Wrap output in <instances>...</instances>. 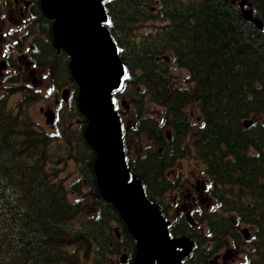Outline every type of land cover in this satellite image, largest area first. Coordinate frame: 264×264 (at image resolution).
<instances>
[{"label": "trees", "instance_id": "obj_1", "mask_svg": "<svg viewBox=\"0 0 264 264\" xmlns=\"http://www.w3.org/2000/svg\"><path fill=\"white\" fill-rule=\"evenodd\" d=\"M243 1L106 3L109 30L128 71L115 99L133 106V132L147 143L129 165L144 181L147 196L165 215L163 198L177 184L168 171L191 154L201 160L210 181L217 209L196 218L210 235L183 217L171 229L195 240L190 264H211L227 240L246 249L245 264H264V0H246L263 29L243 17ZM38 2L32 0L31 6L43 39L35 38L33 58L61 88L72 83L69 58L53 47ZM148 21L161 25L141 33ZM171 61L189 71L188 87L173 84ZM28 93L24 89L17 112L8 106L11 91L0 97V264H121L117 257L124 250L129 255L124 264H131L135 241L98 191L77 88L68 101L70 112L58 119L57 141L36 127L28 103L37 94L28 101ZM147 101L162 107L161 120L145 113ZM189 105L199 107V126L190 120ZM247 119L251 124L245 127ZM70 160L80 174L71 190L61 176ZM84 186L88 211L84 202L69 197L70 192L84 195Z\"/></svg>", "mask_w": 264, "mask_h": 264}, {"label": "water", "instance_id": "obj_2", "mask_svg": "<svg viewBox=\"0 0 264 264\" xmlns=\"http://www.w3.org/2000/svg\"><path fill=\"white\" fill-rule=\"evenodd\" d=\"M107 0H42L54 20V47L70 56L69 69L78 85L79 111L88 119L85 138L94 149V172L103 198L126 222L136 240L133 264H186L194 245L188 237H171L157 203L145 194L144 183L126 162L121 122L112 92L121 87L126 69L108 30ZM244 17L254 20L250 10Z\"/></svg>", "mask_w": 264, "mask_h": 264}, {"label": "rangeland", "instance_id": "obj_3", "mask_svg": "<svg viewBox=\"0 0 264 264\" xmlns=\"http://www.w3.org/2000/svg\"><path fill=\"white\" fill-rule=\"evenodd\" d=\"M9 15V14H8ZM14 17V16H13ZM19 18V17H18ZM15 23L13 20L9 21V24L6 27H3V25H0V28H3L4 30H7L9 27H11ZM157 26L154 22H147L146 24H143L140 26V32L146 33L149 32L148 30H154ZM19 38H10L8 41L2 43L0 40V52L4 44L12 43L13 41H17ZM20 42H23V45H20ZM15 45L16 53H14V60L18 61V66L15 68V72L19 75V83L25 84V85H32L33 90L38 91L39 98L32 100L30 105V112L35 119L36 123L42 127H44L49 133H54V128L56 125V121L54 120V116L52 117L50 115L51 112L56 111V105H58L62 100V93L63 91H56L49 82V77L43 70H37L36 67L34 71H32L31 66L26 67L25 62L28 61V55H25L23 53H26L29 48H31V39L27 41H20ZM18 49V50H17ZM0 60H2V56L0 55ZM10 67L7 64V69ZM4 76L1 74L0 78L3 79V81H6L5 78L9 77L11 73L14 72V68L10 69L9 71L6 70V68H3ZM171 73L173 75L174 84L178 87H184L188 85L186 82L187 77H189V74L186 70L181 69L177 67L176 65L172 64ZM0 94H4L3 92ZM68 98V95H67ZM31 99V97H28V101ZM21 100V94H16L10 98L8 101L9 107L16 106L17 102ZM68 101V99H67ZM66 101V102H67ZM63 104L64 109L70 108L67 103ZM14 110L16 107L13 108ZM122 109L124 114V118H128V115L131 114V109L126 108ZM149 110L150 114L153 116H158L159 112L161 111V108L153 103L147 104V111ZM187 111L189 113L191 121L196 125L199 126L201 124V116L199 107L197 105H191L187 108ZM69 112V111H68ZM67 114L64 113L63 117ZM73 122H77L76 119L73 118ZM124 124L127 127L128 133V145H129V158H133L138 153L141 152V145H138L135 142V138L131 133L130 126L131 123L128 119L125 120ZM146 145V144H145ZM66 175L68 176L66 184L69 186L74 180L78 179V171L77 166L74 162H69L68 166L66 167ZM173 170V178L172 180H175L176 176L179 174L180 181L178 184H181L182 187L176 188L175 190L169 191L167 195L165 196L164 203L165 204V212L166 215H168L170 220H173L177 215L179 214L180 210L179 207L181 205H185L190 207L189 212H193L195 209V206L197 205V208H199L200 204H196V201H200L201 205L203 204L205 207H213L215 203H212V200L210 199L209 193L207 192V184L208 181L205 178L203 174V165L202 163L194 157V154H191L190 156L180 159ZM171 173V170L170 172ZM188 185L191 187V190L188 189ZM183 191V199L180 202H175L176 198L179 196L180 192ZM74 199L80 198L77 195L73 196ZM87 197H81L82 200H85ZM195 198V200H193ZM207 203L211 205H207ZM178 204L180 205L178 207ZM177 210V211H176ZM221 256H225L224 259L219 260V264H236L238 262H242V254H240L233 246L228 245L225 250L221 252ZM218 262V261H217ZM217 264V263H216Z\"/></svg>", "mask_w": 264, "mask_h": 264}, {"label": "flooded vegetation", "instance_id": "obj_4", "mask_svg": "<svg viewBox=\"0 0 264 264\" xmlns=\"http://www.w3.org/2000/svg\"><path fill=\"white\" fill-rule=\"evenodd\" d=\"M19 4V3H18ZM20 8H23V7H20ZM6 10V8L3 6V5H1L0 6V12H3V11H5Z\"/></svg>", "mask_w": 264, "mask_h": 264}]
</instances>
